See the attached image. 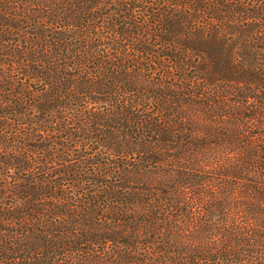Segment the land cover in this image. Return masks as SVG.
I'll list each match as a JSON object with an SVG mask.
<instances>
[{"label": "trees", "instance_id": "1", "mask_svg": "<svg viewBox=\"0 0 264 264\" xmlns=\"http://www.w3.org/2000/svg\"><path fill=\"white\" fill-rule=\"evenodd\" d=\"M0 264H264V0H0Z\"/></svg>", "mask_w": 264, "mask_h": 264}]
</instances>
